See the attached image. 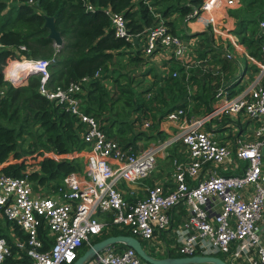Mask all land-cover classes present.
I'll use <instances>...</instances> for the list:
<instances>
[{"label": "built area", "instance_id": "obj_1", "mask_svg": "<svg viewBox=\"0 0 264 264\" xmlns=\"http://www.w3.org/2000/svg\"><path fill=\"white\" fill-rule=\"evenodd\" d=\"M27 2L33 3V0ZM238 4L239 0H202L187 15L203 16L206 23L211 24L213 37L219 36L237 45V39L227 27L214 25L213 12L219 7ZM86 8L93 9L89 3ZM103 10L110 20L113 35L131 40L133 34L128 31L122 14L107 6ZM258 24L263 27L264 20H259ZM221 46L227 48L228 44L223 42ZM156 48L174 57L184 56L185 51L182 38L168 30L162 20L145 28L140 50L144 56H149ZM224 55L230 57L231 53L224 51ZM24 60L26 70L17 77L7 76L3 65V80L18 85L24 82L27 73H38L39 91L63 104L83 123L80 137L87 147L81 171L64 174L60 183L47 192L34 193L25 174L13 176L0 172V214L25 235L24 238L13 236L11 241L0 235V264H70L81 244L89 245L92 236L108 223L103 215L109 213L112 223L147 242L156 231L169 226L167 210L179 203L185 208V216L169 228L175 235L174 246L180 255L221 252L228 264H264V82L251 81L202 116L186 118L182 107L170 109L165 118L178 122L177 130L162 140L132 149L108 136L97 119L82 109L79 93L87 76L47 90L43 82L48 76L47 64L51 58ZM257 61V71L264 75V58ZM175 73L172 71V75ZM3 92L0 87V96ZM224 92L219 88L215 96ZM148 95L150 92L145 93ZM220 112L245 114L253 122V138L238 140L232 147L201 128L209 114ZM175 140L183 145L185 154L182 160L172 159L173 186L163 190L160 184L147 185L142 197L125 196L119 182L146 178L158 153ZM44 154L53 156L52 151ZM226 164L238 171L215 170ZM208 165L211 169L203 170ZM186 177L196 179L195 183H187ZM39 226L46 228L50 238L45 248H41ZM83 264L149 263L131 246L117 249L108 244Z\"/></svg>", "mask_w": 264, "mask_h": 264}, {"label": "trees", "instance_id": "obj_2", "mask_svg": "<svg viewBox=\"0 0 264 264\" xmlns=\"http://www.w3.org/2000/svg\"><path fill=\"white\" fill-rule=\"evenodd\" d=\"M201 2L202 0H33V3H28L26 0H17L7 4L5 0H0V87L4 90L0 96V172L13 176L25 174L32 186L36 183L46 188L50 184L54 188L64 174L81 171L82 156L73 155L72 152L87 147L80 137L83 123L68 112L63 104L39 91L38 73H28L24 82L18 85L3 80L2 67L6 59L14 61L8 68L11 72L19 66L18 59L13 57H18L20 53L30 58H51L47 64L48 76L43 82V87L47 90L87 76L79 93L83 101L82 109L93 115L103 131L123 146L131 145L135 148L132 145L133 139L110 134L112 123L118 120L115 117L125 115L128 120L122 119L120 123L129 127L133 120L129 119L127 112L131 109H151L152 100L157 103L155 111L159 116L174 107L183 108L191 99L196 103L190 111L201 113L208 110L209 103L205 100L198 103L200 95L189 92L190 83L196 77L193 67H188L186 75L183 66L177 65L175 75H172V70L160 75L153 72V81L140 87L139 93L143 91V98L138 94L134 97L133 91L127 90L130 94L128 109H114L112 114H108L109 119L107 115L100 116L102 108L106 109L105 105L114 104L107 98L109 96L105 94L101 79L115 69L123 73L119 68V59L122 57H127L132 63H137L142 58L139 48L130 50L134 47L131 40L113 35L110 20L103 7L120 12L128 31L133 35H141L145 28L158 20H162L169 27L167 29L174 32L175 17L193 19L194 16L187 14ZM239 2V5L229 10L235 19L233 32L240 42L247 45L250 52L255 53L256 46L261 50L262 43L259 39L264 40V26L260 27L258 24L259 20H264V0ZM87 3L93 9L86 8ZM45 15L52 17L54 27L62 39L58 46H54L53 40L47 36L48 29L43 26ZM205 39L206 47H210V35L205 36ZM19 45L24 48L19 49ZM219 50L221 52L220 48ZM147 57L149 56H144ZM144 61L147 63L148 59ZM140 69L143 74L153 71V67L149 65ZM96 70L97 74L94 75ZM149 91L152 95L146 98L145 93ZM233 92L232 90L229 94ZM137 134L138 132L133 136ZM158 137L156 141L165 136L162 134ZM46 151H52L53 156L44 154ZM28 152L33 155L32 158L25 156ZM28 159H32L37 168L26 169ZM103 218L108 223L98 234L92 236L91 242L110 234H130L127 228L110 221V213L103 215ZM6 222L9 223L7 220ZM18 233L20 238L25 237L19 230ZM0 235L11 241L6 229L0 227ZM38 236L42 240L41 248L47 247L50 238L45 227H38ZM140 243L143 244L144 240H140ZM113 245L117 249L125 246L119 242ZM86 246L82 243L78 254ZM171 249L169 255H180L176 249ZM214 254L225 259L221 252Z\"/></svg>", "mask_w": 264, "mask_h": 264}, {"label": "crops", "instance_id": "obj_3", "mask_svg": "<svg viewBox=\"0 0 264 264\" xmlns=\"http://www.w3.org/2000/svg\"><path fill=\"white\" fill-rule=\"evenodd\" d=\"M5 1L7 4L17 2V0ZM235 7L236 6L229 8L219 7L215 12H213V15L214 25L221 24V26L227 27L228 32H230V34L237 39V45L229 44L228 41L222 39L219 36L213 37L210 29L211 24L206 23V19L203 16H194L193 19H187V17H175L173 31L176 34H179L183 40V43L185 45L184 56L173 57L166 50L162 48H156L152 52V54L149 55V58H151L153 61L148 60L147 63L145 61L141 63V67L148 65L152 66L156 69L159 75L161 73L167 74L170 70L176 71L174 69L177 65H171L172 59H176L179 62V65L183 66L184 70L186 71V75L188 67H193L192 69H194V74L196 77L190 83L189 92L199 94L200 97H198L197 102L201 103L203 100H205L207 103H209L210 107L208 110L201 113L192 112L190 111L191 107L196 103V101L191 99L189 100L188 104L183 107L184 116L186 118L200 115L202 116L203 114L210 112V110L217 104H220L224 98L234 96L241 90L244 85L250 83L253 80L264 82V75H260L257 71V60H260L261 57L264 58V49H262L264 40L259 39V42L262 43L260 45L261 50H258L256 46L255 53L250 52L247 48V45H244L242 42H240L236 33L233 32L235 19L229 13V10L234 9ZM196 35H199V37L197 38ZM207 35H210L211 40L209 44L213 49H211L209 46L206 47L205 36ZM143 41L144 33L141 35H133L131 38V42L134 44V47L130 50L133 51L137 48L140 49ZM223 42H226L230 46H227V48L222 47L221 45ZM53 45L58 46L55 45L54 42ZM219 48L221 49V52ZM19 49H22L20 48V45ZM224 51H229L231 53V56L226 57L224 55ZM139 55L144 57V54L141 50ZM13 58L21 59L27 57L20 53L18 57ZM9 59L11 58L6 59L4 65L8 63ZM150 72L153 73L155 72V70L147 72V78L150 77L148 74ZM219 88L223 89L225 92L220 94V96H215V93ZM232 90L234 92L232 94H229V92ZM211 91L213 92L212 94ZM151 95L152 93L145 97L147 98ZM151 102V104L153 105L151 109H145L144 111L143 109H131L128 113L129 119L133 120V122H131L130 126L128 127V135L124 137L133 139L132 145L135 146V148H133L131 145H128L132 149H139L150 143L156 142V140L159 138L158 136L162 134L163 136L168 137L177 130L178 122L167 120L165 118V114L159 116L157 111H155L157 108V103H155L153 100ZM202 105L203 103L200 104V107ZM241 113L242 112H220L209 114V116H207V119L202 123L201 128L208 132L217 141L226 142L229 146L233 147L238 140H250L253 138L252 127H247V125L245 124L249 121V118L245 114ZM153 115L155 116L153 117ZM240 116H242V118L245 120L243 121ZM145 121L147 122V125L144 124ZM118 132L119 127L115 129H113L112 127L110 134L116 137V135L119 134ZM136 132H138V134L136 136H133ZM85 149L81 150L80 152H72L73 155L82 156L83 165ZM184 154L185 152L183 150V145L179 142V140L173 141L169 146L165 148V150L158 153V161L155 162L152 171L146 178H143L142 180H139L137 182L127 183L124 181H120V188L123 190L125 196L130 198L142 197L145 194V187L147 185L160 184L163 190L171 188L173 186L172 159L177 158L179 160H182ZM211 167L212 166L209 165L205 166L203 170L208 171L211 169ZM215 170L222 173H231V171H238L237 168L234 169L228 164H226L224 167L218 166L215 168ZM186 181L189 184H193L195 183L196 179L186 177ZM52 187L53 185L49 184V186L44 188L41 184L33 183L32 191L34 193L40 191L47 192ZM185 213V208L180 203L170 207L167 210L169 226L174 227L185 216ZM0 222H3L2 224H0V227L2 229H6V233L9 237L12 238L16 235L21 237L18 233L19 229L16 228L15 225H13L11 222H6L1 214ZM169 226L165 229L156 231L151 240L147 242L144 241V243L141 244L142 248L148 254L156 257L172 256L168 253L169 249H175V246L171 241L173 238V240L176 242V238Z\"/></svg>", "mask_w": 264, "mask_h": 264}, {"label": "rangeland", "instance_id": "obj_4", "mask_svg": "<svg viewBox=\"0 0 264 264\" xmlns=\"http://www.w3.org/2000/svg\"><path fill=\"white\" fill-rule=\"evenodd\" d=\"M196 36H197V38L199 37V35H196ZM144 59H148L150 61H153L149 57H147V58L142 57L140 59V61H138L137 63H132V62L128 61L127 57H122L121 59H119V65H120L119 68L121 69V71H123V73H119L118 70L115 69L113 71H109V73L104 78L101 79L100 82L102 84V87L106 90L105 94H107L109 96L107 98L111 102H114V104L109 103L108 105H105L106 109L102 108L101 114H100L101 117L107 115L108 116L107 118L109 119L108 114H112L114 112L113 111L114 109L120 108L122 110H125V109L129 108L128 98L130 97L129 96L130 94L127 93V90H132L134 97L138 94L139 97L143 98L142 97L143 91L139 93V90H141L140 87L146 86L147 84H150L153 81V76H152L151 72L148 73L150 77L147 78V76H148V75L146 76L147 73L143 74V71H141V69H140L141 63H143ZM171 61H172L171 65H175V66L179 65V62L176 59H172ZM155 64H157V63H155ZM111 66H116V64H111ZM153 70H155V72L158 74V72L156 71L155 68H153ZM118 83H120V84H118ZM119 87H123V88H119ZM108 111H110V112H108ZM118 112H120V111H118ZM128 113H129V111L127 112V116H128ZM241 114H243V113H241ZM240 117L243 121L245 120L242 118V116H240ZM115 118L118 120L113 122L114 123L112 125L113 129L119 127L118 133L120 136L128 135L129 128L125 125V123H120L122 119L128 120L127 117L125 115L119 114ZM102 120H103V118H102ZM245 124L247 125V127H250V128L253 126V122L251 120L246 122ZM80 151L81 150H79L78 152H80ZM29 153L30 152H28V154H26L25 156L27 158H32L33 155H30ZM156 161H158L157 157L155 159V162ZM32 162H34L32 159H28V164L26 165V169L36 168V165L33 164ZM2 223L3 222H0V224H2ZM171 242L173 243V245L176 244V242L173 240V238H172ZM79 251H81V248L78 249V252ZM224 260H226V258ZM198 264H204V263H198ZM208 264H211V263H208Z\"/></svg>", "mask_w": 264, "mask_h": 264}, {"label": "water", "instance_id": "obj_5", "mask_svg": "<svg viewBox=\"0 0 264 264\" xmlns=\"http://www.w3.org/2000/svg\"><path fill=\"white\" fill-rule=\"evenodd\" d=\"M43 26L47 27V36L50 37L55 45H59L62 39L55 29L51 16L45 15ZM134 38V37H133ZM28 74V73H27ZM264 152V148H262ZM123 243L131 246L137 254L147 261L149 264H188V263H211V264H228V262L215 254H191V255H176V256H152L148 254L140 243V240L131 234H110L87 245L81 253L70 264H83L96 251L104 246L113 243Z\"/></svg>", "mask_w": 264, "mask_h": 264}, {"label": "bare ground", "instance_id": "obj_6", "mask_svg": "<svg viewBox=\"0 0 264 264\" xmlns=\"http://www.w3.org/2000/svg\"><path fill=\"white\" fill-rule=\"evenodd\" d=\"M18 64L19 66H17L15 69H13L11 72L8 70L9 66L14 62L13 60H9L7 64L4 65V71L5 74L8 76L9 74H11L13 77H17L19 76L23 71L26 70V62L24 60V58L22 59H18ZM9 72V73H8Z\"/></svg>", "mask_w": 264, "mask_h": 264}]
</instances>
